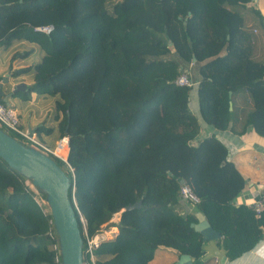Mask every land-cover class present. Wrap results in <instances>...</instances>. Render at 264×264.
Masks as SVG:
<instances>
[{
	"label": "trees",
	"instance_id": "1",
	"mask_svg": "<svg viewBox=\"0 0 264 264\" xmlns=\"http://www.w3.org/2000/svg\"><path fill=\"white\" fill-rule=\"evenodd\" d=\"M251 1L0 0V45L24 35L44 51L28 92L58 96L70 166L53 157L70 177L83 236L84 226L90 236L118 227L95 249L97 264H149L159 246L200 258L197 212L221 233L228 259L261 238L262 220L233 203L246 180L228 148L215 135L193 144V86L176 82L183 72L191 79L185 63L199 64L200 113L218 130L230 127V92L247 90L245 129L264 136V61L253 58L254 35L237 9ZM180 178L200 198L190 213L178 210ZM51 219L0 156V264H60Z\"/></svg>",
	"mask_w": 264,
	"mask_h": 264
},
{
	"label": "crops",
	"instance_id": "2",
	"mask_svg": "<svg viewBox=\"0 0 264 264\" xmlns=\"http://www.w3.org/2000/svg\"><path fill=\"white\" fill-rule=\"evenodd\" d=\"M237 9L244 17L246 28L254 35L253 58L264 61V0H252ZM43 54L41 45L28 40L24 35L15 36L9 43L0 45V83L6 75L9 76L3 90L8 95V104L17 109L21 126L35 133L38 140L49 148L56 149L59 144L61 146L66 142V140L61 141L65 136L60 126L63 113L56 108L58 96L38 91L28 92L29 86L34 82L33 65L42 59ZM183 67L190 72L194 82L190 94V108L201 125V131L193 140V144L215 135L228 148L229 160L235 164L246 180L245 186L234 198L233 203L249 206L264 190V136L254 128L245 129L246 117L254 108L253 101L245 89L231 93L230 127L218 130L204 121L200 113L197 87L200 80L199 64L185 63ZM19 69L26 70L18 72ZM20 83L26 84L27 89L12 93L15 86ZM179 203L178 210L181 213H190L194 210V205L189 201L181 200ZM120 216L121 212L116 213L113 216L116 224L112 219L111 222L117 225ZM258 219L262 220L260 225L262 236L259 241L240 256L234 259L226 258L224 264H264V215ZM104 230L106 238H112L118 232V227L111 226ZM222 245L223 243L218 239L213 246L214 251L221 250ZM180 255L181 253L172 247L159 246L155 249L149 264H176ZM218 261L217 256H211L202 264H218Z\"/></svg>",
	"mask_w": 264,
	"mask_h": 264
},
{
	"label": "water",
	"instance_id": "3",
	"mask_svg": "<svg viewBox=\"0 0 264 264\" xmlns=\"http://www.w3.org/2000/svg\"><path fill=\"white\" fill-rule=\"evenodd\" d=\"M194 60L196 58L194 57ZM9 80L6 75L0 83V101L6 103L8 95L3 86ZM24 83L17 84L12 93L26 90ZM232 92H230L231 95ZM69 146V137H68ZM69 152V151H68ZM0 156L25 178L30 180L37 189L46 195L51 208L53 224L58 235L62 264H83L84 236L78 224L74 206L69 198L70 177L57 163L54 157L43 151L26 145L9 134L0 126ZM184 184V180L180 178ZM141 201L129 204L123 210L139 207ZM198 222L194 225L202 235L203 255L195 259L189 254H181L176 264H202L207 258L217 256L218 264H224L227 258L226 250L214 251L213 246L221 238V233L215 230L202 212L197 213Z\"/></svg>",
	"mask_w": 264,
	"mask_h": 264
},
{
	"label": "built area",
	"instance_id": "4",
	"mask_svg": "<svg viewBox=\"0 0 264 264\" xmlns=\"http://www.w3.org/2000/svg\"><path fill=\"white\" fill-rule=\"evenodd\" d=\"M36 29L46 33H50L51 30L53 29V26L51 25L43 26V27H38ZM176 82L179 85H187V86L194 85L193 80L190 79L187 73L185 72H183L178 76ZM0 126L6 128L7 131L14 132L16 134V138L22 141L24 144L35 147L52 157L53 156L58 157L62 159L67 165L70 166L68 162V153L66 155L61 154L57 151L58 148L56 149L49 148L47 145H45L44 143L38 140L35 133L31 132L28 129H24L21 126V120L19 118L17 109L13 105L8 104L4 101H0ZM64 140H66V145L68 146V136L63 137L61 141ZM26 183L32 190H34L36 202L39 204L42 211L45 214H49L52 216L51 208L47 202V199L42 195V193L37 189V187H35L33 183L27 178H26ZM180 193L182 200L189 201L193 205H195L200 201L199 196L195 193L192 186L188 183L182 184ZM249 207L253 210L257 218H260L262 215H264V190L256 198L253 199V201L249 204ZM112 220L115 222V218H112ZM51 222L53 223V217L51 219ZM104 239H106L104 229L90 236L87 232L86 226H84L83 264H97L95 249ZM54 247L57 248L58 246L55 244ZM57 249H58V253L56 256V260L60 262V264H62L60 248Z\"/></svg>",
	"mask_w": 264,
	"mask_h": 264
},
{
	"label": "bare ground",
	"instance_id": "5",
	"mask_svg": "<svg viewBox=\"0 0 264 264\" xmlns=\"http://www.w3.org/2000/svg\"><path fill=\"white\" fill-rule=\"evenodd\" d=\"M57 151L61 154H67L68 153V146L65 144H62L61 146L58 147Z\"/></svg>",
	"mask_w": 264,
	"mask_h": 264
},
{
	"label": "rangeland",
	"instance_id": "6",
	"mask_svg": "<svg viewBox=\"0 0 264 264\" xmlns=\"http://www.w3.org/2000/svg\"><path fill=\"white\" fill-rule=\"evenodd\" d=\"M190 64H193V63H190ZM192 68H193V66L191 67V70H192ZM188 75V74H187ZM82 218V220L84 221V218L83 217H81Z\"/></svg>",
	"mask_w": 264,
	"mask_h": 264
}]
</instances>
